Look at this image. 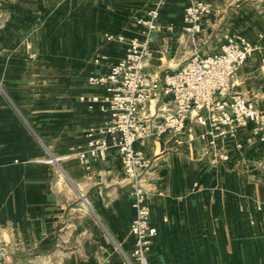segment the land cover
<instances>
[{
	"label": "crops",
	"instance_id": "crops-1",
	"mask_svg": "<svg viewBox=\"0 0 264 264\" xmlns=\"http://www.w3.org/2000/svg\"><path fill=\"white\" fill-rule=\"evenodd\" d=\"M193 1L168 0L147 35L137 18L152 0H0V242L12 264H136V210L119 151L85 162L74 154L108 119L80 96L102 95L88 78L125 56L126 45L105 31L148 38L147 73L183 66L195 48L183 34ZM202 1L213 12L201 53L220 52L227 34L246 36L254 51L234 88L263 101L264 0ZM54 71L64 84L49 79ZM172 105L165 95L147 112L160 120ZM252 126L220 136L189 121L182 134L136 143L152 161L144 178L157 228L150 264H264V142Z\"/></svg>",
	"mask_w": 264,
	"mask_h": 264
},
{
	"label": "built area",
	"instance_id": "built-area-1",
	"mask_svg": "<svg viewBox=\"0 0 264 264\" xmlns=\"http://www.w3.org/2000/svg\"><path fill=\"white\" fill-rule=\"evenodd\" d=\"M152 1L146 15L137 18V23L146 28L147 35L158 29L160 10L168 0ZM212 12L213 5L202 0H194L186 7L183 34L191 39L195 48L183 66L173 71L145 72L148 38L105 31L103 37L108 42L126 45L125 56L112 64L106 73L88 78L90 84L103 87L102 95L80 96V100L99 103L108 119L103 127L88 131L86 148L74 154L85 162L88 156L105 157L111 148L119 151L124 176L131 187L132 206L136 210L131 223L132 256L136 264H150L148 254L157 234V228L151 223V208L144 184L152 161L136 147L137 142L165 132L182 134L189 121L209 126L220 136H228L252 124V133L264 142V100L249 99L234 88L237 72L247 63L254 46L244 35L227 34L220 52L202 54L200 39L206 17ZM100 59L96 58L95 62ZM165 95L172 96L173 105L158 120L156 115L147 112V105ZM220 158L228 160L229 156L221 153ZM13 261V253L0 242V264H12Z\"/></svg>",
	"mask_w": 264,
	"mask_h": 264
},
{
	"label": "rangeland",
	"instance_id": "rangeland-1",
	"mask_svg": "<svg viewBox=\"0 0 264 264\" xmlns=\"http://www.w3.org/2000/svg\"><path fill=\"white\" fill-rule=\"evenodd\" d=\"M43 20L41 19V21H39V23L40 22H42ZM202 36H203V38H204V32H203V34H202ZM183 51H185V50H183ZM221 51V50H220ZM55 68V67H54ZM58 68H61V67H58ZM176 68H172V67H170V68H167L166 70H170V71H173V70H175ZM60 73V72H59ZM60 75L57 73V72H55L54 71V76L53 77H50L49 79H51L52 80V82L54 83V84H57L56 86H58L59 84H64V82L65 81H63V80H61V79H63V78H61V77H59ZM22 87L21 86H19V85H16V90H17V92H15V94L17 95V97L18 98H20V100L22 101V103H24V102H26V101H29L30 100V98L27 96V94L23 91L22 92ZM39 110H43V108H41V109H39ZM42 111H40V113H41ZM39 113V114H40ZM44 116V115H43Z\"/></svg>",
	"mask_w": 264,
	"mask_h": 264
}]
</instances>
